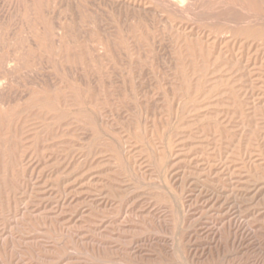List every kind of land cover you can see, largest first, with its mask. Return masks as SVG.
Masks as SVG:
<instances>
[{
  "label": "rangeland",
  "instance_id": "rangeland-1",
  "mask_svg": "<svg viewBox=\"0 0 264 264\" xmlns=\"http://www.w3.org/2000/svg\"><path fill=\"white\" fill-rule=\"evenodd\" d=\"M240 1L0 0V57L40 43L0 86V264H264V36L237 34Z\"/></svg>",
  "mask_w": 264,
  "mask_h": 264
},
{
  "label": "bare ground",
  "instance_id": "bare-ground-1",
  "mask_svg": "<svg viewBox=\"0 0 264 264\" xmlns=\"http://www.w3.org/2000/svg\"><path fill=\"white\" fill-rule=\"evenodd\" d=\"M161 1V0H160ZM163 3H165V5H167L168 7L172 8L174 11L177 12H184L185 10V1L183 2V0H162ZM207 1V0H206ZM209 1V0H208ZM213 2H217L219 0H211ZM228 1V0H227ZM240 1V0H238ZM31 2V1H30ZM190 2V1H187ZM224 2V1H223ZM235 2V1H232ZM241 2V1H240ZM245 8L247 10H244L246 12H243L245 15H242L243 18H241L240 22L242 24V26L244 27L243 29H241L239 32H237V34L239 35H244L247 39L251 38V37H257V36H264V29L259 30L255 28V24L256 20L258 19L257 17L255 18V16L253 15V12L251 11L254 0H243ZM263 2V1H262ZM162 3V4H163ZM191 3V2H190ZM228 3V2H227ZM231 3V2H230ZM34 4V3H33ZM189 4V3H188ZM207 4V3H206ZM29 5V4H28ZM229 5V4H228ZM238 5V4H236ZM243 5V6H244ZM194 6V5H193ZM242 6V5H241ZM189 7V6H187ZM232 7V6H231ZM202 8V7H201ZM243 8V7H242ZM240 8V9H242ZM243 8V9H245ZM171 9V10H172ZM190 9V8H189ZM239 9V8H238ZM31 10V9H30ZM203 10V9H202ZM190 12V11H189ZM198 12V11H197ZM233 13V12H231ZM182 14V13H181ZM29 15V14H28ZM261 15V14H260ZM30 18H32L31 16H29ZM226 17V16H225ZM191 18V15H190ZM222 18V17H221ZM264 18V17H263ZM260 19V18H259ZM230 20V19H229ZM233 20V19H232ZM30 21V20H29ZM33 21V19H31V22ZM216 21V20H215ZM228 22V21H227ZM40 23V22H39ZM6 24V23H5ZM57 26V25H56ZM26 29V28H25ZM69 29V28H68ZM1 30V29H0ZM70 30V29H69ZM106 30V29H105ZM71 31V30H70ZM26 34L28 31H25ZM31 32V30H30ZM88 32V31H87ZM1 33V32H0ZM22 33V32H21ZM225 33V32H224ZM109 34V33H108ZM223 34V33H222ZM25 35V34H24ZM34 35V34H33ZM36 35V34H35ZM39 35V34H37ZM88 36V35H87ZM116 36V35H115ZM32 36L31 35H25L20 37L19 39H17L14 43L15 47H16V51H17V55L16 57L7 55V56H1L0 57V86L2 87L3 84L6 83L7 81V76L8 74H11V72H13L15 69L17 68H22V67H28L31 62L30 59L32 57V55H34L35 53V49L38 48L39 46V42L38 43H34L31 41ZM40 38V37H39ZM42 38H44L42 36ZM264 38V37H263ZM107 40V39H106ZM204 40V39H203ZM7 42V41H6ZM42 44V43H41ZM86 44V43H85ZM7 46V44H6ZM37 47V48H36ZM51 46H49L50 48ZM92 47V46H91ZM40 48V47H39ZM93 48V47H92ZM74 49V48H73ZM2 50V49H1ZM15 50V49H13ZM95 50V49H94ZM88 52V51H87ZM15 54V52H13ZM67 54V53H66ZM15 56V55H14ZM59 59V58H58ZM32 60V59H31ZM100 63V62H99ZM92 64V63H91ZM16 71V70H15ZM25 73V72H24ZM31 76V75H30ZM84 85V84H83ZM6 87V86H5ZM38 93V92H37ZM33 96V95H32ZM31 96V98H32ZM65 97V96H64ZM57 99V98H56ZM95 105V104H94ZM10 112V111H9ZM37 115V114H36ZM6 116V115H5ZM35 129V128H34ZM44 129V128H43ZM237 202V201H236ZM239 203V202H238ZM240 214V213H239ZM243 219V217H242ZM248 225V224H246Z\"/></svg>",
  "mask_w": 264,
  "mask_h": 264
}]
</instances>
